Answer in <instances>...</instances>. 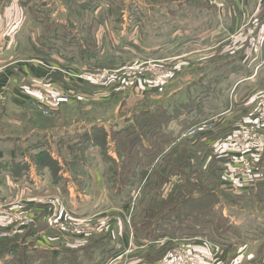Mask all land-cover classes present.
<instances>
[{
  "label": "rangeland",
  "instance_id": "374dc122",
  "mask_svg": "<svg viewBox=\"0 0 264 264\" xmlns=\"http://www.w3.org/2000/svg\"><path fill=\"white\" fill-rule=\"evenodd\" d=\"M219 1L221 2V0ZM223 1L224 10L226 11L232 2L230 0ZM241 1L239 0V3ZM248 3L250 5H245L247 6L246 12H248L246 20L240 24L237 32L231 33L227 37H230L228 40H232L236 46H238V44H235L236 41L239 40V45L241 41L244 42L243 45L246 48L248 47L250 55L256 60L251 61L257 65L253 67L255 74L262 73L263 77L264 49L261 46L264 45V18L260 17V12L258 13L254 9L260 8V11L264 9V0H261L258 6L257 3L250 1ZM10 4H12L11 1L5 0L3 5L0 3V7L4 9L5 6ZM18 5L20 8L13 9H23L25 15L23 30L19 34L15 30V35L18 36L16 38H28L29 41L33 42L39 41L40 33L43 32L44 35L48 33L49 37H53L51 40L47 38L44 41L47 42L46 45L48 46L45 50L51 49L50 45H53L54 42L63 45L66 41L69 43L75 41L74 43L78 47L84 46V51L89 53V60H91L90 64L76 71L74 68L73 70H67L59 63H57L59 64L57 66H55L56 64L48 65L49 68L58 69L64 76L75 78L82 85H85L79 91L63 92L44 80L33 84L26 90L27 95L30 96L28 107L31 110L38 111L45 117L44 120L49 121L47 123L37 122L40 125L39 127L48 129L58 127V129H61L63 128L62 125L72 124L74 121L99 123L107 120L108 122L115 121V123L116 121L123 122V125L128 126L129 121H132L131 137L137 136L138 139L137 159L139 168L134 167L130 161L126 162L117 154L118 152L122 157L125 155L124 150L117 149L115 140L121 141L120 139L126 135V132L114 140L112 135L111 137L108 135L111 134L110 129L104 130L96 127L94 133L97 136H95L99 140L106 138V152L109 155L110 153L113 156L115 155V157L111 156L113 159L110 160V164L105 163V167L102 165L99 168L100 182L103 184L104 189H101L102 191L98 190L96 184L100 182L96 181L95 177L92 176V172L80 162L87 150L83 151L82 148H75L76 146L87 148L90 146L77 144L74 147L69 146L67 142L65 145L66 140H62L64 138L58 136L55 140L54 149L61 157L62 163L47 158L44 164L51 169L54 168L56 173H68L69 180L62 178V183H71L72 181L75 187L81 189L79 192L84 191L85 195L94 199V202L89 208L85 209L88 212L85 211L86 213L81 215L75 212L74 209L73 211L66 199L63 198L64 196L62 197L58 193L36 191V193L29 194L26 192L24 194L22 192L14 197L12 196L9 201L7 200L8 202L0 205V250L14 244L21 246V248L8 254L7 260H0V264H22V261H24V264H32L33 258H29V256L35 253L22 251H30L35 246L38 247L36 250L39 248L46 251L51 250L57 254L64 248L86 245L89 243L90 237L101 235L103 232L107 234L105 250L100 251L98 249L90 264H114L118 260L109 258L107 253L114 252V244L117 247L120 231L123 232L122 234H125V232L129 234L136 233L135 223L145 220L157 221V225L154 223L149 230H153L156 226L165 227V224L161 223V220L165 221L161 215L173 206L182 216L192 213L193 208H195L196 213L200 210L203 219L211 218L213 220L207 230L201 229L202 233L192 235H213L215 237L217 236V228L212 224L218 222L222 224V226L217 227H224L220 229L226 230V234H229L227 239H234L235 246L222 257L224 259H222L221 264H264V158L255 167V162L264 151L255 157L247 155L251 166L247 173H251L254 167V171L258 172L252 177L253 183L247 185L248 190H236L232 185H229L224 176V174L228 175L225 171V167H228L226 164L227 159H220V157L215 156L216 153L214 155L211 153L218 143H230L229 139L234 134L227 131L229 128L226 123L218 127L214 125L211 131L188 139L178 140V137L188 126H183L178 120L173 119L170 124L172 139L167 143L160 144L165 138L162 134L163 125L167 123L166 118H164L167 116H162L163 106L178 104L184 99L174 91H177L180 86L192 85L193 87L194 82H200L203 85L201 91H205L206 83L204 79L206 78L203 79V76L212 72L215 73L216 70L221 72L223 70L222 63H226L231 59L228 55L230 58L226 60V52L222 50L224 47L215 44V41L220 40V38L217 36L210 37L212 32L222 31L224 34L227 32L224 29V17L221 15L223 4L221 7L218 1L217 3H210L209 0H20ZM50 10H54L52 15L48 13L51 12ZM199 10L206 14L198 18ZM217 10L220 14L217 13ZM61 12L66 15L69 14L67 17L69 22L59 14ZM36 13L39 16H34ZM216 19L220 23V30L217 28V30L210 31L213 29H210L208 24L211 20ZM63 21L67 22L63 23ZM199 24L203 27L200 28ZM123 28L124 31H127L129 39H135L139 45L151 46L152 43L149 42H155L153 43L155 46L161 45L149 49V56H140L139 59H136L138 58L136 57L133 61H126L123 64L120 61L109 62L102 58L100 60L99 56L98 58L94 57L104 48L106 39L112 38V36L117 39V33L121 37L120 33ZM105 31L107 33L103 35ZM251 33L257 34L263 39L258 51L253 49L250 40ZM172 37H174V40H171ZM237 38L239 39L237 40ZM177 40L189 42H186L187 45L194 44L193 47L196 48H191V50L196 49L198 51L188 52L187 55L180 57L181 59H173L175 54L166 49L164 42H176ZM194 40L198 41L194 42ZM223 42L225 44V39ZM216 50L218 53L214 52ZM241 50L242 48L237 52ZM94 58L96 60H93ZM183 58L188 59L189 64L179 66L178 64L182 62ZM158 59H165L163 60L165 62H154ZM212 60L216 61L210 63ZM221 60L222 62H220ZM219 62L221 65H219ZM134 64H136V68L132 69L131 65ZM257 67L258 69H256ZM97 69L118 70L117 73L107 76L106 79L97 80L92 76ZM218 84L220 86L213 90L214 93L223 89V84L221 82ZM40 90L47 91L53 97V104L45 107L49 108V114H45L36 106L39 99L37 91ZM60 95L68 100L57 101V96ZM261 97H264V95ZM261 97L257 98L255 107ZM71 98L80 104L87 105L91 101L103 102L102 104L106 106L104 111H107L108 115L104 113L105 117L98 119V115L104 116L101 115L102 112L97 114V111H94L86 116L83 111L79 110L77 113L63 115L61 118L59 109ZM2 99L3 97L1 98L0 95V104ZM96 107L98 108V106ZM199 109H201V106H199ZM194 110H196V107H194ZM2 114L1 111L0 116ZM194 116L198 115H194L192 112L188 117L193 119ZM201 116V119L207 118L204 112ZM188 117L183 116L186 119ZM156 118L160 123L156 122L158 121ZM247 123L238 126V122L232 128L238 131ZM204 136L207 137L205 138L207 140L203 139ZM210 139H214L213 144V140L208 141ZM217 140L218 143H216ZM153 145L155 146L152 148L155 152L154 159L147 164L143 158L146 152L145 148ZM129 149L130 147L125 149L127 157H129ZM33 164L37 165V163ZM143 165H148L146 171L141 168ZM129 170L133 174L138 172V177L131 180ZM0 182H3V179H0ZM118 186L125 187L121 200L114 198L112 195ZM22 196H32L33 203L27 201V199L18 198ZM52 197H59L64 207L69 208L76 215L85 216L83 220L89 222L85 221V225H77L71 222L69 228H66L67 220H57L49 214L47 203ZM121 201L122 209L114 210L117 207L112 205L116 203L119 206ZM123 203H126V205L123 206ZM183 205L191 206L192 210L185 211L181 209ZM110 206L112 208H109ZM209 211H211V215H209ZM203 214L207 215L204 216ZM170 221L176 220H169L166 226L172 224ZM183 222H187L188 225H184V227L177 226L180 231L170 226L171 231L160 234L157 239L167 235L170 237L192 236L191 234H181V230L184 228L188 231L192 229L190 224L192 218L186 217ZM141 239L149 241L147 238ZM132 245L133 243L128 247H132ZM120 247L121 245L117 248ZM171 247L172 243H169L167 248ZM176 247L178 246L173 247L171 251ZM130 250L129 248L128 252ZM171 251L169 249V252ZM217 252L218 250L215 249L210 259L219 264ZM35 255L41 256L42 254L37 253ZM127 255L124 264L153 263L166 256L162 255L155 261L139 259V262L135 263L138 260L134 261L136 258H132L131 253ZM43 256L46 257L47 255ZM121 260L119 259V261ZM15 261L17 262L15 263ZM33 263L37 264L39 262L34 261Z\"/></svg>",
  "mask_w": 264,
  "mask_h": 264
},
{
  "label": "crops",
  "instance_id": "0c3cea01",
  "mask_svg": "<svg viewBox=\"0 0 264 264\" xmlns=\"http://www.w3.org/2000/svg\"><path fill=\"white\" fill-rule=\"evenodd\" d=\"M4 1L5 0H0V3L3 5ZM7 1H11L12 4L5 6L4 9L0 7V95L1 98L3 97L0 104V114L1 111L3 113L0 116V179H3V182H0V205L5 204L12 196L14 197L22 192L24 194H26V192L30 194L36 193V191H49L51 193H58V195L62 197L64 196L63 198L66 199L72 210L74 209L75 212L84 215L88 212L85 209L90 207L94 199L85 195L84 191L79 192L81 189L75 187L72 181L71 183H62V178L69 180L68 173L62 174L61 172H57V178L54 179L53 175H51L49 166L45 165L44 161L48 158L54 162L62 163L61 157L54 149L55 140H57L58 136L64 138L62 140H66L65 145L67 142L69 146L79 141L77 144L90 146L87 148L84 158L81 159L80 162L85 168L92 172L93 178L95 177V180L100 182L99 168L105 165V160L100 150V144L92 139L95 135L97 136V134L94 133L96 130L95 128L97 127V129L101 128L104 130L118 128L123 125V122L116 121L115 123V121L108 122V120L99 123L74 121L72 124L62 125L63 128L61 129H58V127L53 129L39 127L40 125L37 124V122L47 123L49 121L44 120L43 118L45 117L38 111L31 110L28 107L30 96L27 95L26 90L33 84L44 80L63 92L79 91L85 85H82L81 82L75 78L64 76L58 69L53 70L49 68L48 65L56 64L55 66H57L60 64V66L67 70H73L74 68L76 71L90 64L89 62L91 60H89L90 57L84 50L74 43L75 41L72 43L66 41L63 45H58V42L53 41L54 44L50 45L51 49L45 50V46H43V43L41 44L43 32L40 33L39 41L31 42L28 38H16L18 37L17 34L23 30L25 12L23 9H13L20 8L18 5V1L20 2V0ZM217 1L220 3L221 7L223 4L221 15L224 17L223 24L227 32L226 34L222 33V31L212 32L210 33V37L217 36L220 38V40L215 41V44L222 46V48L224 47L222 50L226 52V60L230 57L231 59L228 62L225 61L226 63H222L223 70L221 72L216 70L215 73L212 72L203 76V79L206 78L204 79L206 83L205 91H201L203 85L200 82H194L193 87L192 85L180 86L178 87L179 89L174 92L184 98L183 101L200 96L198 98L201 109L196 107V110H194L198 117L202 118L201 115L204 112L207 118H213L216 127L226 123L229 128L227 131L235 135L237 130H233V128L236 123L239 122V126L242 123L249 122L257 107V104L255 107L257 98L264 95V75L262 77V73L259 72L255 74L253 67L257 65L251 62L255 59L250 55L248 47L246 48L245 45H243V41H241L239 45L238 39L240 37L237 38L238 41L235 42V44H238V46H236L233 44L232 40H228L230 37H227V35L237 32L240 28V24L246 20V14L248 12H246L247 6L245 5H250V3H248L250 1L252 3H257L258 6L261 0H242L241 3H239V0H230L232 3L226 11L224 10V1ZM233 3H235V5H233ZM259 9L260 8H255L254 11L257 10L258 13L260 12V17L264 18V9H261V11ZM50 11L51 12L48 13L52 15L54 10ZM217 13L220 14L218 10ZM59 14L66 19L69 15L64 14V12ZM204 14L206 13L199 10L198 18L203 17ZM34 16L37 17L39 15L36 13ZM59 21L61 22V20ZM65 22L67 21H63V23ZM219 24L217 19L214 21L211 20L208 25L209 28L213 30L210 31L217 30V28L219 29ZM199 27L202 28L203 26L199 24ZM15 30L17 31L16 35ZM124 30V28L123 31L121 30V37H119L117 33V39L115 36L106 39L104 48L94 57L98 58L99 56L100 60L102 58L109 62L120 61L123 64V62L126 61H133L136 57H138L136 59H139L140 56H149V49L161 45L155 46L153 44L155 42H149L152 43L151 46L139 45L135 39H129L130 37L127 35V31ZM106 33V31L103 32V35ZM52 37L53 36H50L48 39L51 40ZM241 38L245 39L244 37ZM224 39L225 44L223 42ZM171 40H174V37H172ZM198 40H194V42ZM186 42L187 41L182 42L177 40L176 42L166 41L164 44L169 52L175 54L173 59H177L187 55L188 52L198 51L196 49L191 50V48L196 47H193L194 44L187 45ZM262 47L264 49V45L261 46V48ZM240 48H242V50L237 52ZM214 52H217V50ZM228 55H230V57ZM93 60H96V58ZM181 61L182 62L178 64L179 66L189 64V60L186 58H183ZM215 61L216 60H212L210 63ZM220 62H222V60ZM220 62L219 65H221ZM258 67L256 69H258ZM219 82L223 84V89L221 87L222 91L214 93L213 90L220 86L218 84ZM109 94L111 95L110 90ZM99 102L100 101H91V103L87 105L80 104L71 98L70 101L61 105L59 109L60 117L62 118L63 115L77 113L79 110L83 111V114H86V116H89V113L94 111H97V114L102 112L101 115H104V113H107V111H104L106 106L102 104L103 102ZM96 106H98V108ZM97 117L100 119L101 117H105V115H98ZM238 118L239 120H237ZM242 118L243 120L241 121ZM170 128H172L171 125ZM77 132L78 134H76ZM67 136L70 137L67 138ZM188 138L189 137H178V140ZM205 138L207 137L204 136L203 139L207 140ZM212 140L213 144L214 139L208 141ZM218 140L216 143H218ZM217 147L215 148L214 146L211 153L213 155L216 153L215 156L220 157V159H227L226 164L228 167H225V171L228 175L224 174L227 179L226 181L236 190H248L246 187H248L247 185L250 183H253L252 177L258 172L254 171V169L256 164L261 162L264 158V153L261 154L263 156L261 157L260 155L259 159L255 162V167L251 170V173L240 174L237 172V167L240 163L239 155H241L239 149L230 143H218ZM110 156L115 157V155L113 156L111 153ZM33 163H37V165ZM96 185V189H104L101 182ZM124 192V190L118 191L115 189L112 195L114 198L121 200ZM112 195L110 196L111 198ZM18 198L22 200L27 199V201L33 203L32 196H22ZM121 203L122 202H119V206H117L118 204L116 203L111 205L117 207L114 209L117 210L118 208L122 209ZM109 208L112 207L110 206ZM122 233L123 232L120 231V238H118L119 243H117V247L120 245L121 247L118 249L114 244V252L111 254L107 253L109 258H116L115 260H118V262L114 260V262H116L114 264H122V262L124 264V260L128 256V253H131L130 256H133L132 258H136L134 261L138 260L135 261V263L139 262V259L155 261L162 255L169 256L171 253L169 249L171 251L173 247L180 245L187 246L189 250L194 253V264H216L215 261L213 262L210 259L215 248L207 241L216 242V244L219 245L216 255L219 258V264H221L222 259H224L222 257L235 246L233 243L234 239H218L217 236L213 237V235L177 237H170L167 235L151 242L141 239L137 232L133 234H129L128 232H125V234ZM132 243V247H128V245L131 246ZM169 243H172L171 248H167ZM129 248L131 250L133 249V251L131 252L130 250L128 252ZM119 259L122 260L119 261Z\"/></svg>",
  "mask_w": 264,
  "mask_h": 264
},
{
  "label": "trees",
  "instance_id": "16d2710c",
  "mask_svg": "<svg viewBox=\"0 0 264 264\" xmlns=\"http://www.w3.org/2000/svg\"><path fill=\"white\" fill-rule=\"evenodd\" d=\"M45 34V33H44ZM42 35V41L41 44L47 39L49 38V34L47 35ZM52 35V34H50ZM40 40V39H39ZM47 43V42H46ZM46 43H43V46H45V48H48V46L46 45ZM81 49H84V46H80ZM87 55H89V53L87 51H84ZM199 107V98L198 97H192L189 98L186 101H181L178 104H174V105H164L163 106V113L162 116H167L164 117L167 120V123L165 125H163V136L165 137L164 140L160 143H167L168 141H170V139H172V134H171V128H170V124L173 122L174 120H178V122H180L181 125L183 126H191L193 124H196L204 119L199 118L198 116H194L193 119H189V115L193 112L194 115H197L194 111L193 107ZM185 114V115H184ZM186 116V118L188 117V119L183 118V116ZM177 118V119H176ZM209 118V117H208ZM205 118V119H208ZM157 119V118H156ZM158 120V119H157ZM170 120V122H169ZM172 120V121H171ZM158 123H160V121H156ZM134 123H136L134 121ZM133 123V125H134ZM126 125H122L121 127H116V128H112L110 129L111 134H108L110 137L111 135L114 137V140L118 137L123 135V133H125L126 135L120 139L121 141H118L117 139L115 140V143L117 145V149L118 150H124V155L123 157L117 152V154L119 155L120 158L125 159L126 162H131L133 163L134 167H138L139 168V164H138V159H137V147H138V139L137 136H134L133 138L131 137V132H132V121H129V123ZM130 131V133L128 134V132ZM135 131V129H134ZM158 133V132H157ZM128 134V135H127ZM92 139L94 141H96L98 144H100V150L102 152V156L105 160V163H109L110 164V160L113 159L108 152H106V142L104 138H101V140H99V138H97L96 136L92 137ZM64 143V142H63ZM78 142H75L74 144H70L71 146L77 145ZM129 149V157H127V154L125 152V149ZM155 146L153 145L152 147H147L146 152L143 155V158L146 160L145 163L149 164L150 162L153 161V156L155 154V152L152 150V148H154ZM76 149H80L82 148L83 151L87 150V147L84 146H76ZM116 150V148H115ZM117 151V150H116ZM135 152V153H134ZM132 156H135L134 158ZM118 160V159H117ZM41 165V164H39ZM146 165H143L141 168L146 171V169L148 168V165L146 167H144ZM48 167V166H47ZM50 168V167H49ZM131 170V169H130ZM129 170V178L132 180L133 178H137L138 177V172L136 173H130ZM50 172L51 175H53V178L56 179L57 175H56V170L54 168H50ZM115 174H117V172H115ZM115 189H117L118 191H122L125 189V187H121L118 186ZM122 202V201H121ZM126 205V203H123V206ZM122 206V203H121ZM175 206L171 207L168 209V211H166L165 213H163L161 216L163 217V220H161V223L165 224V227H161V226H156L153 230H149L150 228H152V225L155 223L157 225V221L156 220H145V221H141L139 223H135V229L136 232L139 234V236L141 238H147L149 241L153 242L155 240H157V237L160 234L165 233L166 231H171L172 228H170V226L174 227L173 229L179 230L177 226L179 227H184V225H188L187 222H183V220L186 217L192 218V223H190L192 225V229L191 230H187V229H182L181 230V234H196V233H202L201 229H205L207 230L208 226L211 224V222L213 221L211 218L210 219H203L201 216V212L200 210H198V212H195V208H191V206L188 205H183V208L181 207V209L187 211L189 209H191L193 212L192 213H188L184 216L180 215V213H178L179 211H176L174 209ZM174 209V210H172ZM182 210V212H184ZM204 216H206L207 214H203ZM209 215H211V211H209ZM159 220V219H158ZM169 220H176V221H170L172 224L166 226V223ZM162 224V225H163ZM198 225V226H196ZM212 226H215L217 228V238L218 239H226L227 237H229V234H226V230H221L220 228H224V227H220L218 228L217 226H222V224L220 222H218L217 224H212ZM180 231V230H179ZM228 232V231H227ZM107 240V234L105 232H103L101 235L98 236H94V237H90L89 239V243H87L86 245L80 246V247H68V248H64L62 250L59 251V253L55 254L53 253L51 250H44V249H38L36 250L38 247L33 246V248H31L30 251H22V252H33L35 254L37 253H41V256H36L35 254H31L29 256V258H33V262L34 261H38L39 263L37 264H90L93 260L94 255L96 254L97 250L100 249V251H104L105 247H106V241ZM23 247V246H22ZM25 247V246H24ZM21 248V246L19 245H12L11 247H7L4 250H0V260H7L8 258V254H11L12 252H15L17 250H19ZM45 251L47 252V254L45 253ZM49 252V253H48ZM43 255H47L46 257H44ZM17 261H15L16 263ZM24 261H22V264ZM32 264H35L33 263ZM7 264V263H5ZM28 264V263H27Z\"/></svg>",
  "mask_w": 264,
  "mask_h": 264
},
{
  "label": "built area",
  "instance_id": "2783aa9c",
  "mask_svg": "<svg viewBox=\"0 0 264 264\" xmlns=\"http://www.w3.org/2000/svg\"><path fill=\"white\" fill-rule=\"evenodd\" d=\"M210 3H217V0H209ZM251 41L253 45L254 51H258L259 46L263 43V39L254 33H251ZM165 59H158L154 62H165ZM132 69L136 68V64L131 65ZM124 68V67H123ZM122 68V69H123ZM119 69V68H118ZM118 69L112 70H101L97 69L92 76L97 79H106L107 76L111 74L117 73ZM91 77V75H90ZM39 94V99L36 103V106L40 108L45 114H49V108H45L53 104V97L47 91H37ZM51 93V92H50ZM56 100V95L54 96ZM63 98V99H62ZM65 100L66 97L62 95L57 96V101ZM214 128L213 118L204 119L196 124H193L187 127L180 135V137H192L201 133H205L207 131H211ZM230 143L236 146L239 149L241 155L239 157L240 165L238 166L237 172L240 174H246L250 170L249 157L247 155H251L255 157L259 153L264 151V97H261L258 101L257 107L255 109L254 117L241 129L237 131V133L229 139ZM49 214L53 216V218L65 219L66 228H69V223H74L77 225H85V221L83 220L85 216H79L74 214L69 208H66L62 204V200L59 197H52L49 199ZM212 247L218 250L219 245L216 242L207 241ZM194 253L189 250L188 247L184 245H180L174 248L169 256L164 257L158 261L153 263L142 262L139 264H194Z\"/></svg>",
  "mask_w": 264,
  "mask_h": 264
}]
</instances>
